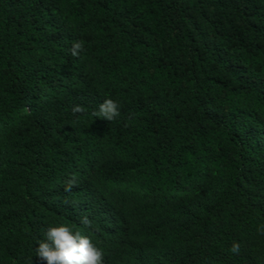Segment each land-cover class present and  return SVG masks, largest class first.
<instances>
[{
  "label": "trees",
  "instance_id": "1",
  "mask_svg": "<svg viewBox=\"0 0 264 264\" xmlns=\"http://www.w3.org/2000/svg\"><path fill=\"white\" fill-rule=\"evenodd\" d=\"M60 223L104 264H264V0H0V264Z\"/></svg>",
  "mask_w": 264,
  "mask_h": 264
},
{
  "label": "clouds",
  "instance_id": "2",
  "mask_svg": "<svg viewBox=\"0 0 264 264\" xmlns=\"http://www.w3.org/2000/svg\"><path fill=\"white\" fill-rule=\"evenodd\" d=\"M82 49L83 43L76 42L71 54L78 56ZM81 110L79 105L73 107L74 112ZM119 115L120 105L117 101L106 98L99 104L97 116L111 121ZM82 223L88 224V220L85 218ZM36 245L35 255L46 261V264H104V252L90 235L66 223L48 226ZM230 251L239 253L240 245L233 243Z\"/></svg>",
  "mask_w": 264,
  "mask_h": 264
}]
</instances>
